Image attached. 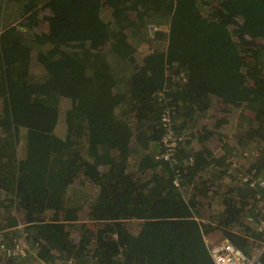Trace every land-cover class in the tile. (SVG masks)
<instances>
[{
    "label": "trees",
    "instance_id": "obj_1",
    "mask_svg": "<svg viewBox=\"0 0 264 264\" xmlns=\"http://www.w3.org/2000/svg\"><path fill=\"white\" fill-rule=\"evenodd\" d=\"M167 107L173 166L154 161ZM216 121L239 138L195 154L185 136ZM246 175L264 176V0H0V229L30 248L0 264H214L216 231L252 256L264 190Z\"/></svg>",
    "mask_w": 264,
    "mask_h": 264
},
{
    "label": "built area",
    "instance_id": "obj_2",
    "mask_svg": "<svg viewBox=\"0 0 264 264\" xmlns=\"http://www.w3.org/2000/svg\"><path fill=\"white\" fill-rule=\"evenodd\" d=\"M149 34V32H148ZM175 109L167 107L163 109L159 121L162 128L160 144L162 150L156 155L155 161L167 162L173 166L178 161L179 145L183 142L184 137L176 129L174 121ZM195 157L188 158L190 167H195ZM223 163L233 171L237 168L232 156L227 155L223 158ZM240 180L246 183L251 189L264 190V176L246 175L240 176ZM176 185L177 182L175 181ZM257 228L264 231V212L262 218L258 221ZM210 257L214 264H264L259 254L247 256L240 249L234 247L227 239H221L217 243L208 247ZM29 240L27 233L20 231L19 236L14 235L11 229L0 231V257L7 259L25 258L29 253Z\"/></svg>",
    "mask_w": 264,
    "mask_h": 264
},
{
    "label": "rangeland",
    "instance_id": "obj_3",
    "mask_svg": "<svg viewBox=\"0 0 264 264\" xmlns=\"http://www.w3.org/2000/svg\"><path fill=\"white\" fill-rule=\"evenodd\" d=\"M133 3H134V1H133ZM151 27V28H150ZM149 28V34H148V39H151V38H154L155 37V35H156V33H158L157 31H160V30H165V29H167V27H168V25H167V23L166 24H158V23H152V26H150ZM164 42H162V41H159V40H157V39H155V40H153L151 43H144V44H141V46H139L138 47V50H139V52L140 53H147L148 51H149V49H150V47H151V45H153V47L154 48H161L164 44H163ZM37 63V62H36ZM34 64L33 66L36 68L37 67V64ZM50 73L52 74V76H53V78L56 80V86H55V89L58 91V92H63V91H65V95H66V93L67 94H69L70 93V91H67V89L66 90H64L65 89V84H63L62 82H61V80L59 81V82H57V77H58V70L57 69H51V71H50ZM40 74L42 75V72H40ZM33 91H35V93H37V91L35 90V89H33ZM11 92H13L12 90H11ZM61 116L62 117H64V109H63V111L61 112ZM234 132L236 131V130H233ZM234 134V136L235 137H237V138H239V136H237V134L235 135V133H233ZM233 136V135H232ZM214 138V137H213ZM211 141V140H210ZM209 141V142H210ZM222 142H220V144H221ZM220 149H222L221 147H220ZM198 151H200L199 149H198ZM202 153V152H201ZM156 157V156H155ZM155 157H154V161H155ZM222 159H223V157H222ZM223 167H225L224 169H226L227 167H226V164H224L223 165ZM232 170H231V168H228V173H230ZM74 188V190L76 191L77 189H82V188H85V190H86V192H87V189H90V191H91V193L93 194L96 190H95V188L94 187H92V186H90L89 184H84V183H76V182H73L71 185H70V187H69V189H67V192H68V195L69 196H71V197H75V198H78L79 200H81V199H83V198H81V196H78V194H77V192H75V195L74 194H72L71 192H69L70 191V188ZM57 190L58 191H64L65 190V188H63L62 187V183L59 185V187H57ZM91 195V194H90ZM97 196V191L94 193V195H93V198H95ZM80 197V198H79ZM90 198L91 197H86V199L87 200H90ZM90 205H86V207H81V206H79V204H75V203H72V208H76L77 209V212H76V217H77V219L78 220H81V221H83V222H85V223H87V224H89L90 222H89V219H88V217H91V212H90V209H92V207H89ZM83 222H81V223H83ZM9 229H6V231H8ZM256 230H258V231H260L258 228L256 229ZM223 239V238H222ZM264 246V245H263ZM263 246H262V248H263ZM262 248L260 249V250H258L257 252H256V254H254L253 256H255V255H257V254H259V256H260V258H261V261H262V257L264 256V251L262 250Z\"/></svg>",
    "mask_w": 264,
    "mask_h": 264
},
{
    "label": "crops",
    "instance_id": "obj_4",
    "mask_svg": "<svg viewBox=\"0 0 264 264\" xmlns=\"http://www.w3.org/2000/svg\"><path fill=\"white\" fill-rule=\"evenodd\" d=\"M11 55L12 53L7 56L8 57L7 60L5 58V62L10 61ZM9 91H11V89H9ZM204 127L205 128L207 127L206 132L211 134L208 138H206V140L202 139L204 136V133L201 131H200L201 133L196 131V134L194 136L192 134H188L187 136H185L186 137L185 144L192 146L193 148L192 151H194L195 154L202 152L205 155L209 147L210 149L214 148L216 149L215 151L219 152L221 144H222V143L220 144V142L223 140V144H224L233 135L231 131H228L229 130L228 125L226 123H223V125H221L218 121L214 123L207 122L206 126L204 125ZM218 133L222 135V138L218 135ZM226 133H229V134L225 135ZM198 149L200 151H198ZM76 222H83V221L77 219ZM23 229H24L23 227L20 228V230H23ZM222 238H223L222 234L218 231L207 235L205 237V242L207 244V247L211 246L214 243H217ZM262 250L264 251V246ZM34 257L35 255L32 254L31 258H34ZM40 264H47V263L46 261H44V262H41Z\"/></svg>",
    "mask_w": 264,
    "mask_h": 264
},
{
    "label": "water",
    "instance_id": "obj_5",
    "mask_svg": "<svg viewBox=\"0 0 264 264\" xmlns=\"http://www.w3.org/2000/svg\"><path fill=\"white\" fill-rule=\"evenodd\" d=\"M22 227H23L22 225H19L16 228H6V229H11V232L14 233V231H24V229L23 230H20V228H22ZM6 229H0V231H6Z\"/></svg>",
    "mask_w": 264,
    "mask_h": 264
}]
</instances>
